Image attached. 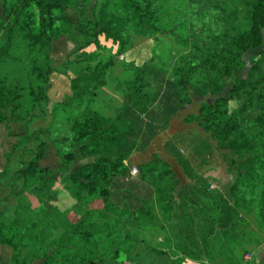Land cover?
Masks as SVG:
<instances>
[{
  "label": "trees",
  "instance_id": "trees-1",
  "mask_svg": "<svg viewBox=\"0 0 264 264\" xmlns=\"http://www.w3.org/2000/svg\"><path fill=\"white\" fill-rule=\"evenodd\" d=\"M162 1L172 5L171 0ZM192 1L202 3L205 14L219 13L216 21L221 30L208 31L206 47L199 36L190 39L174 26L165 27L167 13L154 11L150 1L0 0V127L20 121L29 128L34 119L44 116L42 103H49L51 75L73 74L72 96L55 105L49 126L32 133L13 131L17 142L5 156L3 173L17 154L20 166L13 174L14 190L20 181L17 194L31 188L47 203L56 178H65L82 164L70 183L65 182L83 205L80 220L64 222L65 231L57 239L43 223L39 233L49 243L31 245L22 227L0 222V245L13 249L12 264H117L124 255L132 261V250L144 241L137 230L153 226L154 207L167 219H181L184 204L176 196L181 181L164 172L153 188L144 180L145 171L163 160L138 166L132 161L133 154L145 152L174 121L182 128L195 127L218 143L228 170L235 173L234 199L242 188L253 194L258 184L264 185V0H247L241 14L231 11L223 0ZM68 10L77 12V26L68 21ZM141 35L170 37L192 52L176 61L154 55L142 66L126 67L116 61L112 50L104 51L102 39L123 51L133 36ZM63 36H75L77 50L83 54L75 60L68 57L56 67L52 51ZM22 45L26 55L20 54ZM91 46L95 51L86 52ZM253 50H259V55L248 68L245 55ZM119 64L121 75L114 71ZM24 65L25 82L10 85L5 68ZM109 77L123 97L111 117L95 105ZM29 141L36 142L35 149L27 147ZM52 147L60 158L57 167L48 162ZM134 167L138 178L131 175ZM189 187L200 191L197 184H185L183 189ZM97 202L101 208H90ZM189 203L203 215L202 247L190 248L184 230L178 229V234L174 232L178 253L169 254V261L163 258L167 251L152 248L159 264H185L189 250L191 259L199 260L202 254L212 258L213 240L220 233L218 221L194 192ZM60 212H56L59 220Z\"/></svg>",
  "mask_w": 264,
  "mask_h": 264
},
{
  "label": "rangeland",
  "instance_id": "rangeland-1",
  "mask_svg": "<svg viewBox=\"0 0 264 264\" xmlns=\"http://www.w3.org/2000/svg\"><path fill=\"white\" fill-rule=\"evenodd\" d=\"M149 1L154 11L162 10L167 13L164 14L162 22L165 27L174 26L180 34L190 39H194L196 36L201 37L204 47L209 44L207 40L208 31L217 32L221 30V24L216 21V16L219 13L210 11L205 14L202 3H196L192 0H171L172 5H169L162 0H141L142 3ZM246 2L247 0H223L224 5L238 14L246 10ZM65 15L72 25L77 26L79 24V16L75 10H68ZM180 25H183L185 29ZM102 44L105 52L112 50L116 61L121 62L126 67L131 64L142 66L154 55L164 61H176L181 56L192 52V49L178 46L172 38L164 36H133L132 42L123 51H120L118 46L113 45L111 41L102 39ZM77 46L78 39L75 36H63L55 43L52 51L54 64L59 66L68 57L72 60L80 57L83 52L78 51ZM95 49V46H91L85 51L91 53ZM26 53L27 50L22 45L20 54L26 55ZM258 55L259 50L250 51L245 55L248 68L251 67V59H257ZM25 67L24 65L17 68L10 66L5 68V72L10 78V85H13L17 80L25 82ZM121 70L122 65L119 64V67L114 70L115 74L121 75ZM108 81L111 83L110 77ZM58 87L57 74H54L52 88L48 93L49 103H42L44 116L34 119L29 128L26 129L24 122L20 121H11L8 123L9 127L6 124L0 127V199H3L0 202V222L4 221L7 224H16V226L22 227L25 230L27 242L31 245L43 241L45 245L49 243L39 233L43 228V223H47L48 231H51L52 237L57 239L65 231L64 222L80 220L79 210L83 206L72 195L70 188L65 187V182L70 183L71 175L79 173L82 167L81 163L77 164L65 178H56L52 192L47 194L49 197L47 203L31 188L22 194H17L22 184L20 181L17 182L19 189L14 190L16 182L13 180V174L16 168L20 166L17 154L11 157L12 162L9 169L3 173L6 163L5 156L10 153L12 146L17 142L12 136L13 131L22 133L28 130L32 133L49 126L52 122L55 105L69 99V94L60 93ZM67 88L66 86V91L72 92L70 85L69 90ZM116 93L122 98V92L116 89ZM105 94L112 95L107 87L100 89L99 99H102ZM121 98L108 101V111L109 105L111 107V103L113 106L119 104ZM165 143L168 145L167 152ZM27 147L35 149L36 142L29 141ZM50 154L48 162L57 167L60 164V158L56 155L53 147ZM25 159H30V155H26ZM156 159H162L169 165L163 161H156L152 169H146L144 180L156 188L160 175L165 172L181 181L182 187L176 193L177 199L180 200V196L184 204L181 219H167L158 206L154 207L153 226L146 229L138 228L137 230V236L144 241L139 242L132 250L131 257L133 260H126L127 256L124 255L122 259L120 256L117 264H121V261L124 264H159V255L152 251V248L167 251L168 254L163 258L168 260L169 254L178 253V250L174 249L175 243L179 242L174 235V232L178 234V229L184 230V241L190 243V248L195 249L194 247L199 244L200 246H197L196 249L201 248L203 242L200 230L203 215L197 213V208L189 203L190 193L193 192L200 204L207 207L210 214L217 219L220 233L213 240L211 259H206L205 254L200 255L202 258L199 260L191 259L189 250L186 257L190 259H187L185 264H264V200H261L264 185L258 184L253 194L242 188V194L239 198L234 199L231 189L236 179L235 173L228 170L223 152L218 148V143L208 140L195 127L182 128L177 121H174L172 127L162 133L145 152H139L132 161L136 165ZM131 175L133 178L139 177L138 172ZM185 184L188 186L197 184L200 191L193 190L192 192L193 187L183 189ZM212 185H215V189L211 188ZM101 204V202L91 204L90 208H101ZM57 211L62 213L60 220L56 216ZM45 213L49 215H45ZM184 246L186 247L185 244ZM25 252H29V249H26ZM13 254L12 248L0 245L1 264H12Z\"/></svg>",
  "mask_w": 264,
  "mask_h": 264
},
{
  "label": "crops",
  "instance_id": "crops-1",
  "mask_svg": "<svg viewBox=\"0 0 264 264\" xmlns=\"http://www.w3.org/2000/svg\"><path fill=\"white\" fill-rule=\"evenodd\" d=\"M56 67H58V66H56ZM54 74H57V83H58V86H59L58 87L59 92L60 93L61 92H63V93L65 92V94H69L68 97L70 98L72 96V92H70V90H69V85L71 86V79L73 78V74L69 73L68 75H63V74L55 72V73H53L51 75V82H52V77H53ZM66 86L68 87L67 89L69 90V92L66 91ZM105 87H107V89H109V92H111L112 95L105 94L104 97H102V99H99L100 95H99V92H98V96H97V100H96L95 105H96V110L97 111H99L100 113H102L104 115H108V116L111 117V116H114V114L116 113L117 108L120 107L121 103L123 102V97L121 98V95H120V97L118 95H116L117 93H116L115 83L114 82H112V81H111V83L108 82ZM114 98H116V99L117 98H121V101H120L119 104L118 103L115 104V106H113V103H111L112 105H111V107L109 105V111H108V106H107L108 105V101L113 100ZM98 100H100L101 102L98 101ZM137 154L138 153L133 154L132 160ZM138 165H141V164H136V166H138ZM212 189H215V185H214V188H212Z\"/></svg>",
  "mask_w": 264,
  "mask_h": 264
},
{
  "label": "built area",
  "instance_id": "built-area-1",
  "mask_svg": "<svg viewBox=\"0 0 264 264\" xmlns=\"http://www.w3.org/2000/svg\"><path fill=\"white\" fill-rule=\"evenodd\" d=\"M137 172H138V169L134 167V169L131 171V174H136ZM211 188H214V185H212Z\"/></svg>",
  "mask_w": 264,
  "mask_h": 264
}]
</instances>
